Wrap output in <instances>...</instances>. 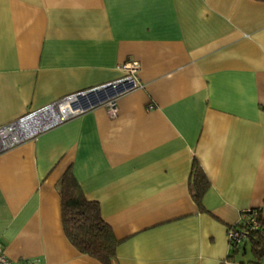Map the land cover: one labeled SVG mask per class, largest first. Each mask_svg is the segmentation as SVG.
Masks as SVG:
<instances>
[{
    "label": "crops",
    "instance_id": "crops-1",
    "mask_svg": "<svg viewBox=\"0 0 264 264\" xmlns=\"http://www.w3.org/2000/svg\"><path fill=\"white\" fill-rule=\"evenodd\" d=\"M127 61L137 86L116 93L115 116L74 98L0 152L5 254L102 264L63 231L70 170L112 230V264H264L227 237L248 208L264 221V1L0 0V126L119 80Z\"/></svg>",
    "mask_w": 264,
    "mask_h": 264
},
{
    "label": "trees",
    "instance_id": "trees-1",
    "mask_svg": "<svg viewBox=\"0 0 264 264\" xmlns=\"http://www.w3.org/2000/svg\"><path fill=\"white\" fill-rule=\"evenodd\" d=\"M207 187L204 173L193 163L192 195L198 205ZM57 190L61 199L62 227L69 242L78 251L94 257L102 264H112L116 246L112 230L102 219L97 204H93L91 212L86 210L91 203L84 197L70 170H66L58 180ZM246 239L250 241L255 262L259 263L264 255V239L258 232H249L240 243H232V246L237 248Z\"/></svg>",
    "mask_w": 264,
    "mask_h": 264
},
{
    "label": "built area",
    "instance_id": "built-area-1",
    "mask_svg": "<svg viewBox=\"0 0 264 264\" xmlns=\"http://www.w3.org/2000/svg\"><path fill=\"white\" fill-rule=\"evenodd\" d=\"M121 68L126 70V75L115 82L108 84H116L118 82L129 80L132 83V87L137 86L136 72L138 70L137 61H127L121 65ZM105 84V85H108ZM105 85L99 86L101 88ZM130 87V88H132ZM104 89V88H103ZM63 100V99H61ZM58 100L53 104L61 101ZM107 106L108 113L111 116H115L117 113L116 98L114 96L104 100ZM49 106H45L38 110H34L24 114L16 120L0 126V152L14 146L26 139L32 138L42 128L47 127L46 124L41 125V116L52 113L53 111H47ZM58 111V110H57ZM54 112H56L54 110ZM258 232L262 239H264V221L260 218V212L258 209L248 208L241 213L240 221L237 225L227 228V237L230 243H240L246 233ZM0 264H40L38 259L13 261L4 252L3 246L0 242Z\"/></svg>",
    "mask_w": 264,
    "mask_h": 264
},
{
    "label": "bare ground",
    "instance_id": "bare-ground-1",
    "mask_svg": "<svg viewBox=\"0 0 264 264\" xmlns=\"http://www.w3.org/2000/svg\"><path fill=\"white\" fill-rule=\"evenodd\" d=\"M130 87H132L131 81L124 80V81L118 82L116 84L105 85L101 88H93V89H91L85 93L76 94L74 97L76 98L77 102H79V103L86 102L85 105H82L84 107V106L91 104L92 100L94 101L96 98H97L96 101H104V100L108 99L109 97L115 96L116 93L127 90ZM91 98H92V100H91ZM54 110L55 111L58 110L60 113L59 116H62V114L67 113V112H71L74 109H73L72 105L70 104L69 99H63V100L57 102L55 106L49 107L47 111H54ZM47 113L48 112H46V114Z\"/></svg>",
    "mask_w": 264,
    "mask_h": 264
},
{
    "label": "water",
    "instance_id": "water-1",
    "mask_svg": "<svg viewBox=\"0 0 264 264\" xmlns=\"http://www.w3.org/2000/svg\"><path fill=\"white\" fill-rule=\"evenodd\" d=\"M80 94H82V93H80ZM75 97L74 96H70V97H68L67 99H69L70 101L71 100H73ZM56 105V103L55 104H52V106H55Z\"/></svg>",
    "mask_w": 264,
    "mask_h": 264
}]
</instances>
